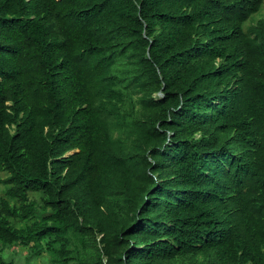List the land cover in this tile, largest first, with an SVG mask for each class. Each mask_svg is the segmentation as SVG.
<instances>
[{"label": "trees", "instance_id": "1", "mask_svg": "<svg viewBox=\"0 0 264 264\" xmlns=\"http://www.w3.org/2000/svg\"><path fill=\"white\" fill-rule=\"evenodd\" d=\"M263 6L0 0V264H264Z\"/></svg>", "mask_w": 264, "mask_h": 264}, {"label": "rangeland", "instance_id": "2", "mask_svg": "<svg viewBox=\"0 0 264 264\" xmlns=\"http://www.w3.org/2000/svg\"><path fill=\"white\" fill-rule=\"evenodd\" d=\"M264 18V6L262 10L254 15L252 19L246 23L245 27H249L257 23L260 19ZM161 96V94L155 95ZM7 176L6 173L0 172V180H3ZM6 186L3 185L0 181V197L5 194ZM32 198L39 200V195H32ZM4 257L7 260L14 261L16 264H53L52 258L49 253L44 252L39 257L30 258V248L22 245H13L11 247H6L3 253Z\"/></svg>", "mask_w": 264, "mask_h": 264}]
</instances>
